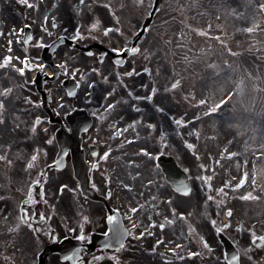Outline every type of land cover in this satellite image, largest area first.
I'll return each instance as SVG.
<instances>
[{"label":"rangeland","instance_id":"374dc122","mask_svg":"<svg viewBox=\"0 0 264 264\" xmlns=\"http://www.w3.org/2000/svg\"><path fill=\"white\" fill-rule=\"evenodd\" d=\"M28 1L30 5L21 3L20 0H0V65H2L0 66V100L5 104H35L32 93L29 91L23 93L26 90L24 82L29 83L31 75L29 71H24L22 75L18 74V68L23 67L25 58L32 64L42 45L50 41L51 25L43 24V15L51 3H43L45 0ZM113 1V4L117 2L124 19L135 18L132 24L122 28L127 33L130 28L136 30L140 26V20L144 19L143 15L147 16L154 0H143V4H139L138 7H134L136 0ZM74 2L79 0H69V7ZM244 2L245 0H197L198 6H193L192 0L161 1L160 19L158 20L157 17V23L151 28L149 39L145 41L142 49L143 52H163L166 57V73L163 76L162 86L164 90L166 88L169 90L165 91L163 101L167 104H178L179 108L174 107L181 110L180 116L185 121L183 124H177V128L174 126L171 128L173 136L169 149L176 151L174 154L178 156L184 169H188L193 193L187 198L176 195L154 164L147 171L141 172L147 173L154 182L155 193H159V190L164 192L161 194L162 198L158 197L162 204L151 203L160 211L157 221L155 215L151 218L159 223L149 229L142 228L148 236L152 235L146 243L149 252H140L139 258L134 259L131 264H192V261L195 262L194 264H227L216 229H221L237 243L242 255L241 264H260L264 261V257L261 258V253L264 255V247L258 250L253 246L251 239L252 232L257 237L264 236V155H256L257 152L264 153V148L260 147L264 144V92L257 93L252 90L253 83L260 82L264 85V80H246L243 103L240 97L225 100L216 112L205 115L207 108L214 101L218 102L234 87L229 77L233 79L236 77L225 68L223 64L225 59L234 65L240 64L255 76L264 78V58H261L260 52L255 50L259 45L254 46L252 52L244 51L239 57H230L218 41L212 37L196 35L187 27L192 25L193 28H203L210 31L213 37L221 32L226 33L221 39L228 40L229 46L234 51L247 49L248 45L252 44L249 34L235 31L244 22L237 20L231 14L232 9L243 11ZM79 4L83 5L81 2ZM120 4L124 7H120ZM180 5L186 7L179 10ZM101 7L97 0H91L90 6L85 8L88 15L83 17L80 25L76 18H72V24L76 27L68 31L96 34V29L92 27L95 18L104 17V20H111ZM217 14L220 16L219 20L216 19ZM29 22L34 26L35 35L33 43L26 47L23 43V28L20 26ZM208 24L212 25L210 30L207 29ZM217 24L223 27L217 28ZM182 30L185 33L183 38L177 35ZM252 35L256 40L264 43V32ZM177 44L186 47H176ZM209 44L212 45L211 49L208 47ZM199 49H204V52L198 51ZM185 56L191 61L190 63L184 60ZM6 57L11 59L5 60ZM213 61L223 70L217 73L215 69L206 66ZM176 79H180L181 83L176 89H171L170 85ZM10 86L20 93L21 101L14 94L9 97L2 96L4 89ZM146 93L147 90L143 95ZM150 93L152 94V90ZM57 97L60 98V102L64 101V97L60 94ZM200 99H207L208 105H199L197 101ZM123 100L126 104H133L127 96ZM194 116L198 119H193ZM179 132L181 138L177 140L174 134ZM188 144H193L195 147L189 150ZM128 149L132 154L138 152L137 149ZM229 152L237 155L229 156ZM133 159L136 161L130 165L129 160ZM142 159L143 157L134 158L129 155L125 157L123 163L127 165L126 170L133 171ZM245 172L248 173L245 182L239 188L234 187L243 178ZM205 177L211 179L205 180ZM253 177L256 180L255 184L252 183ZM139 181L145 182L142 179L137 180V183ZM207 183L211 186H207ZM221 188L223 191H220ZM245 193H251L259 199H242ZM157 196H160V193ZM168 197H172V202L179 207L178 214L170 213L167 205ZM229 209L230 216H228ZM180 212L185 213L184 218L180 217ZM213 220L216 221L214 225ZM160 224H164L165 227L161 229ZM225 224L228 227L225 228ZM249 229L252 232H249ZM200 237L208 242L211 250L204 248ZM158 239L164 243L162 246L164 248L159 250L156 244ZM176 245L180 247L177 248ZM153 248L155 251L152 250ZM170 248L174 250L169 251ZM188 251L197 255L188 256Z\"/></svg>","mask_w":264,"mask_h":264},{"label":"flooded vegetation","instance_id":"af4514ba","mask_svg":"<svg viewBox=\"0 0 264 264\" xmlns=\"http://www.w3.org/2000/svg\"><path fill=\"white\" fill-rule=\"evenodd\" d=\"M45 2H50L51 6L43 15V23L51 24L55 31L61 29V35L68 33L66 29L76 27L72 18L80 25L83 17L88 15L81 9L80 0L71 7L69 0ZM111 15L113 20L102 21V27L120 29V32L114 31V36L122 42L120 49L132 46L136 32L133 28L127 33L122 29L132 23L120 20L115 9L111 10ZM108 34L111 33L106 36ZM146 39L144 35L140 47ZM92 42L101 46L99 51L82 52L76 63L67 59L59 74L58 80L61 79L64 89V81L72 78L68 69L80 68L78 73L85 79L74 72L79 83L74 97L66 92V102H58L53 96L52 83L48 82L50 88H47L48 83L45 87L50 96L49 104H37L36 94V104H5L0 110L4 116V122L0 123V155L7 157L0 160V264H71L62 262L52 251L64 238H73L83 246V253L75 264H86L87 250L93 254L90 263L95 259L100 264L110 261L120 264L133 256L135 228L131 226V219L135 212L131 209L142 202L140 205L148 206L149 210L148 196L142 195H146L151 187L136 185L134 177L126 171L123 161L130 155L126 140L140 125L149 132L154 130L153 135H160L162 122L171 120V115L177 114L178 110L174 107L176 104L162 102L166 94L162 86L166 73L163 54L139 52L127 58L120 67L103 39H92ZM151 62L154 70L150 68ZM149 85L153 86V94L149 95L152 99L140 97ZM12 94L21 101L14 87L13 91L5 93L6 96ZM126 94L142 104H131V107L125 104L121 98ZM108 104H114V107L109 109ZM82 110L93 121L91 128L81 134L80 149L85 152V160L90 166V185L101 196L98 202L87 199L81 190L73 168V143H69L66 158L61 160L63 168L56 167L60 164L57 131L64 125L68 130L66 135L73 137L72 118L75 119L74 114H81L78 111ZM141 113L144 115L137 123L135 115ZM105 152H108L107 157ZM33 155L37 157L35 161H31ZM118 155L122 157L117 159ZM29 161L31 167H27ZM119 177L124 184H118ZM145 178L148 180L147 176ZM125 184L130 187L125 188ZM109 216L114 219L109 221ZM145 222H149V216ZM81 228L85 240L78 239ZM94 234L109 238L93 245ZM123 238L124 247L118 249Z\"/></svg>","mask_w":264,"mask_h":264},{"label":"snow or ice","instance_id":"6c2138e0","mask_svg":"<svg viewBox=\"0 0 264 264\" xmlns=\"http://www.w3.org/2000/svg\"><path fill=\"white\" fill-rule=\"evenodd\" d=\"M21 3H27V0H20ZM81 3H83V0H80ZM136 3L137 4H140L142 5L143 4V0H136ZM192 5L193 6H198L197 5V0H192ZM106 8H109L111 9V4H105L104 5ZM120 7H124L123 4H120L119 5ZM186 7V5H180L179 6V10H183V8ZM214 7H219V5H214ZM243 11H238L236 9H232L231 10V14L234 18H236L237 20L239 21H242L244 22L242 24L241 27L239 28H236L235 31L236 32H243V33H247L249 34V39L252 40V44L248 45L247 49H238V50H233L232 47L229 46V41L226 40V39H221V36L222 35H226V33H223L221 32L219 35H215L214 37L212 36V33L210 31H206L205 29L203 28H193L192 25H187L188 28L192 29V31L196 34V35H200V36H206V37H212L213 39H215L216 41H218L221 45L224 46L225 48V51L228 53V55L230 57H239L241 56V54L244 52V51H248V52H252L253 51V48L254 46L256 45H259V47H256L255 50L260 52L261 54V58H264V43H261L260 41L256 40L255 39V36L252 35L254 33H257V32H264V27H262V24H264V0H245L244 2V5H243ZM216 19L219 20L220 19V16L219 14L216 15ZM99 23V21H97L96 23H93L92 24V27L95 28L97 27V24ZM181 23H183V21H181ZM217 28H222L223 26L221 24H217L216 25ZM212 28V25L211 24H208L207 25V29H211ZM116 31V32H120V29L119 28H110V27H106L104 28V32L105 33H108L110 31ZM178 36H180L181 38L184 37L185 33L183 32V30L179 33H177ZM73 39H75V37H73ZM190 39V37H189ZM170 42V41H169ZM239 43V42H238ZM176 47H186V45H183V44H177ZM209 49H211L212 45L209 44L208 45ZM122 49L120 48H114L113 51L114 52H119L121 51ZM134 51H136V49H134ZM198 51L200 52H204V49H199ZM11 57H6L5 60H10ZM26 59V58H25ZM193 59H198V57H193ZM184 60L188 63H190L191 61H189L188 57L185 56L184 57ZM223 64L225 66V68H227L228 70H230L231 73H233V75L236 77L235 79H233L232 77H229L230 81L232 82V84H234V87H232L231 91L227 92V94L219 99L218 102H213L211 104L210 107L207 108V111L205 112V115H207L208 113H212V112H216L221 105H223L225 103V100H231L233 98H236V97H240L241 98V103H243V96L245 94V89H246V80H251V81H261V80H264V78L262 77H259V76H255L253 75L252 72L248 71L247 69L245 68H242L240 64H233L232 62H230L229 60L225 59L223 61ZM2 66V65H0ZM207 67L209 68H212V69H215V71L217 73H219L220 71H222L223 69H221L219 67V65L216 64L215 61H213L211 64H208L206 65ZM13 67H15V65H13ZM38 67L40 68H43V65H39ZM18 71L20 73H24L25 71V68L24 67H19L18 68ZM145 71H147V69H145ZM181 83V80L180 79H176L174 82L171 83L170 87L171 89H176ZM169 89H165V91H168ZM252 90L254 92H264V85H262V83L260 82H256V83H253L252 84ZM10 89L8 88H5L4 89V92L7 93L9 92ZM155 91V90H154ZM148 99H152L151 96L148 97ZM197 103L199 105H208V100L207 99H200L197 101ZM5 107V103L3 100H0V110H3ZM109 109L113 108L114 107V104H108L107 106ZM162 110V109H161ZM193 119H198V117L194 116ZM4 122V116L2 114V111H0V123H3ZM176 124H183L185 123V121L183 119H178L175 121ZM114 126V125H113ZM154 127V126H153ZM188 148H194L195 145L193 144H188L187 145ZM261 148H264V144H261L260 145ZM140 152L141 153H144L148 156H152V153L151 152H148L145 148H141L140 149ZM229 156H233V155H237L236 153H231L229 152L228 153ZM256 155H264V153H261V152H257ZM104 156L107 157L108 156V152H105L104 153ZM7 157L6 156H3V155H0V160H6ZM37 159L36 155H33L31 157V161H35ZM31 161H29L27 167H31L32 166V163ZM7 163L8 164H12V161L11 160H7ZM129 163H131V161H129ZM245 163H247V161H245ZM95 167V165H94ZM185 172L188 171V169H184ZM137 175H139V173L137 172ZM248 176V173L245 172L244 175H243V178H241L240 182L236 185H234V187L236 188H239L241 187V185L245 182L246 178ZM199 178V177H197ZM208 179H211V177H205V180H208ZM34 183H38V181H34ZM149 184H152L153 181L149 180L148 181ZM252 183L255 184L256 183V180H255V177H253L252 179ZM211 185H209L210 187ZM125 188H129L130 185L128 184H125L124 185ZM177 192H181L185 195L189 194L191 192V189L184 186V187H178L177 189ZM220 191H223V189L221 188ZM242 199H259L258 196H253L251 193H245V195L243 197H241ZM209 199H211V197H209ZM172 201V197H168V203L170 204ZM140 207L139 205H137V207H133L131 209L132 212H136L137 211V208ZM171 212L173 215H175L176 213V208H172L171 209ZM180 217L181 218H184L185 216V213L184 212H180L179 213ZM228 215L230 216L231 215V210L229 209L228 210ZM43 218V216L41 217ZM86 219V217H85ZM107 219L109 221H112L114 219V217L112 216H109L107 217ZM165 219H167V217H165ZM155 223V222H153ZM216 223V221H212V224L214 225ZM133 227H135V225H133ZM159 227L161 229H163L165 227L164 224H160ZM224 227H228L227 224L224 225ZM8 231H13V229H8ZM191 231V229H190ZM216 231H221V229H216ZM249 232H252L251 229H249ZM151 233H149L150 235ZM145 233L144 232H141L139 233V236H144ZM79 240H85V235L83 234V229L81 228V235L78 237ZM201 241L203 242V246L204 248L206 249H209L211 250L210 248V245L208 244V242L206 240H204L203 237H200ZM251 239L253 241H256L257 239H260L262 241H264V236H260L259 238L255 235L254 232H252V236H251ZM119 243V241H117ZM162 241L161 240H156V244H160ZM107 247V245H105ZM119 246L120 248H123L124 247V244L122 243H119ZM176 247H180V245H176ZM153 251H155V249L153 248L152 249ZM174 249H169V251H173ZM187 255L188 256H194V255H197V253L195 252H192V251H188L187 252ZM68 257H65V259H67ZM249 259H252L251 257H248ZM113 259H118V257H113ZM182 259V257H181ZM238 260V257L237 255H233L232 258H231V261L232 262H235ZM231 264V262H230Z\"/></svg>","mask_w":264,"mask_h":264},{"label":"water","instance_id":"95a60500","mask_svg":"<svg viewBox=\"0 0 264 264\" xmlns=\"http://www.w3.org/2000/svg\"><path fill=\"white\" fill-rule=\"evenodd\" d=\"M159 163L162 165V166H169V167H164V169H165V172L167 173V178H168V180L170 181V182H172L173 183V185H174V187L177 189L178 187H184V186H186V187H188L189 188V182H188V178H187V176H185V174L184 173H180V171H179V169H177L178 171H177V174H179L180 173V175H179V178H177L176 180L174 179V177H170V173H171V170H172V166H175L174 165V163H173V161H172V159H170V158H167V159H162V158H160V160H159ZM171 166V167H170ZM170 168H171V170H170ZM175 168V167H174ZM221 239H222V242H223V244H224V246H225V249H226V251L229 253V252H232V253H234V255H236L237 254V252H236V250H235V248H234V246L226 239V238H222L221 237ZM237 263V261H235V262H232L231 264H236Z\"/></svg>","mask_w":264,"mask_h":264}]
</instances>
